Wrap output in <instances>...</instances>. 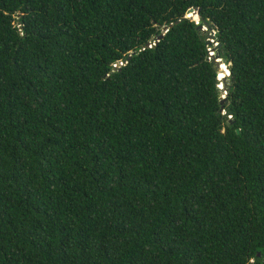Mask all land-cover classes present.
I'll list each match as a JSON object with an SVG mask.
<instances>
[{
	"label": "trees",
	"instance_id": "obj_1",
	"mask_svg": "<svg viewBox=\"0 0 264 264\" xmlns=\"http://www.w3.org/2000/svg\"><path fill=\"white\" fill-rule=\"evenodd\" d=\"M0 264H264V0H0Z\"/></svg>",
	"mask_w": 264,
	"mask_h": 264
},
{
	"label": "water",
	"instance_id": "obj_2",
	"mask_svg": "<svg viewBox=\"0 0 264 264\" xmlns=\"http://www.w3.org/2000/svg\"><path fill=\"white\" fill-rule=\"evenodd\" d=\"M184 19H190L192 21H195L197 23V26H198V30L200 32H206L208 34V40H207V43L209 46H212L214 45V50L211 51V59H214L215 63H216V68L219 70V76H218V81H219V89L221 91H226L225 90V86L227 85V79L226 77L225 78H220V74L221 72L223 71V65L226 66L223 58L221 57V54L218 53V50L220 49L221 45L220 43H217L215 42L214 38H215V35L216 33L214 31H211L210 32V28H209V25L207 23H203V21H201L200 17H199V14H198V9L197 8H191L188 12H187V15ZM180 23L177 22V24ZM172 27V25H171ZM162 34L158 37L157 41L154 42V46L161 40L163 39V37L165 36V33L168 32V27H163V30H162ZM151 44H148L147 46H150ZM132 57V55L129 57V59ZM117 68V66H116ZM230 73V71H229ZM230 75V74H229ZM228 75V76H229ZM222 84V85H221ZM223 101L222 103H224V101L226 100V97H222ZM225 115H228L230 116L231 114H228V113H224ZM261 256V253H258V257Z\"/></svg>",
	"mask_w": 264,
	"mask_h": 264
},
{
	"label": "rangeland",
	"instance_id": "obj_3",
	"mask_svg": "<svg viewBox=\"0 0 264 264\" xmlns=\"http://www.w3.org/2000/svg\"><path fill=\"white\" fill-rule=\"evenodd\" d=\"M222 85V84H221ZM224 93V97H225V94H226V91H222ZM223 97V96H222Z\"/></svg>",
	"mask_w": 264,
	"mask_h": 264
},
{
	"label": "built area",
	"instance_id": "obj_4",
	"mask_svg": "<svg viewBox=\"0 0 264 264\" xmlns=\"http://www.w3.org/2000/svg\"><path fill=\"white\" fill-rule=\"evenodd\" d=\"M229 117H231V116H229Z\"/></svg>",
	"mask_w": 264,
	"mask_h": 264
}]
</instances>
